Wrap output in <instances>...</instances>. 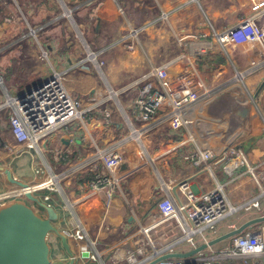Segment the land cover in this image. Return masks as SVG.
<instances>
[{
  "label": "crops",
  "instance_id": "crops-1",
  "mask_svg": "<svg viewBox=\"0 0 264 264\" xmlns=\"http://www.w3.org/2000/svg\"><path fill=\"white\" fill-rule=\"evenodd\" d=\"M86 1L89 0L67 2L75 5ZM263 8L264 0H90L77 11L75 24L90 49H95V62L87 59L91 52L87 46V55L77 61L82 50L74 37L76 34H69L67 27L60 26V32L58 29L52 32L57 37L50 36V48L45 42L35 41V49L27 54L35 58V80L23 92L53 70L65 73V77L78 72L82 95L74 97L82 100L80 110L91 105L87 100L89 96L95 102L105 100L93 114L75 121L66 131L62 129L47 136L44 143L40 141V147L35 143L15 144L5 122L9 112L0 110V167L3 173L8 171L13 158H19V164L33 159L35 154L48 175L58 178L57 184L48 190L52 198L56 193L63 198L62 209L52 204L56 201L53 198L52 203L41 208L45 214V218H41L40 210L37 215L35 210L22 205L42 221L48 220L46 209H53L56 218L50 221L53 230L47 239L48 252L59 259L67 256L71 261L82 250L90 254L91 264H129L127 257L133 254L135 259L130 264H146L153 252L186 254L194 249L188 239L198 247L264 215V195H260L246 169L240 168L233 178H228L222 173L224 162L220 160L228 149H239L249 166L264 169V57L259 45L222 47L214 38V33L235 26ZM35 12V16L29 17L31 24L51 19L58 11L46 19L40 18L42 11ZM90 34L93 43L88 41ZM26 38L30 39L25 37L21 41ZM39 45L45 49L47 61L42 59ZM9 48L1 47L0 54H12L13 49ZM160 66H166L163 84L173 99H179L181 104L188 92L198 96L197 101L184 104L179 111L183 126L177 131L170 129V114L174 109L168 101L151 121L137 123L129 112L142 84L122 91L130 85V80ZM2 77L0 104L7 94L16 96L18 93L8 90ZM150 82L156 86L155 80ZM101 108L110 111L109 122L104 121ZM206 117L212 121L208 128L200 126ZM129 122L134 127L129 128ZM132 129L139 131L137 139L131 135ZM25 148L30 150L24 151ZM207 148L214 157L207 171H197L184 159ZM116 152H126L132 159L122 163L114 173L109 160ZM21 166L29 165L23 162ZM96 171L119 178L109 204L103 192L86 188ZM12 175L13 171L10 178ZM20 183L24 193L13 199L26 204L33 193L30 183L22 180ZM182 184L187 185V191H191L196 200L221 186L230 205L238 210L218 222L214 232L204 228L191 234L190 228L178 223L179 218L146 222L149 215L156 214L154 205L159 198L172 194L178 201ZM32 199L35 201L34 197ZM254 201H258L259 209H247ZM67 215L69 220L65 224L68 230L75 231L74 241L69 231L63 235L56 230L58 227L55 229L57 223L65 228L60 222ZM141 227L151 228L150 243L144 241ZM229 245L227 240L206 250L217 253ZM139 249L142 254H134ZM63 252L66 253L64 257ZM247 264L256 263L248 259Z\"/></svg>",
  "mask_w": 264,
  "mask_h": 264
},
{
  "label": "built area",
  "instance_id": "built-area-1",
  "mask_svg": "<svg viewBox=\"0 0 264 264\" xmlns=\"http://www.w3.org/2000/svg\"><path fill=\"white\" fill-rule=\"evenodd\" d=\"M67 1L54 0L59 13L53 17L51 22L67 20L69 23L76 25L73 14L84 7L90 0L71 6ZM19 20H22L26 24L28 22L29 24V18H26L21 12L18 1L0 0V39L5 36L10 26ZM259 21L262 24H259ZM27 27V33L22 35L15 34V37H12V42L15 39L21 40L25 37L35 40V28ZM77 34L82 35L78 30ZM214 38L222 47L241 44L259 45L264 57V8L255 15L240 21L235 26L220 33H214ZM43 55L47 57V53H43L42 51ZM87 59L95 62V52H89ZM100 65H103V63L100 62ZM166 75V66L152 68L137 79L130 80V85L123 87L122 91L126 92L132 89V86L142 84L135 95L129 112L131 118L137 123L151 121L161 106L168 101L174 109L173 113L170 114V129L177 131L183 126V119L179 115L181 114L179 111L183 109L184 104L197 101L198 96L194 92H188L182 97L184 99L180 104L179 99H173L169 95L168 90L163 84ZM150 80H155L156 86ZM38 84L31 87L30 93L24 94L22 99H18L17 95L6 96L5 101L0 104V110L7 109L9 112L5 118V122L8 126L7 130L11 139L17 145L43 142L47 136L55 134L62 129L66 131L72 123L93 114L96 107H101L105 103V100L101 103L95 102L94 98L89 96L87 100L91 105L80 110L82 100L72 96L66 89L65 73L53 70L49 76ZM0 86H2V80H0ZM101 113L104 121L109 122L111 117L110 111L107 108H101ZM130 127H134L131 122H129ZM138 134V130H131V135L135 139H137ZM129 139L133 141L130 135ZM110 157L109 164L114 173L117 172L122 163L128 159H132L126 152H116L111 154ZM184 159L189 160L193 168L198 169L197 171L209 170L214 161L213 153L208 148L191 153L185 156ZM220 160L224 162L221 170L225 176L233 178L237 170L245 168L255 182L260 195H264V169L249 166L241 150L228 149L227 152L223 153ZM118 180L119 178L109 177L102 173V171H99L87 183L86 188L92 191L103 192L109 204L115 193ZM187 188L185 184L179 187V192L181 191L182 195L179 196L178 201L175 200V196H172V194L159 198L154 205L156 214L149 215L146 218V222L153 223L158 219L170 221L171 219L179 218L178 223L185 224L187 228H190L191 234L204 228H208L214 232V226L218 222L238 210L236 207L230 205L221 186L212 192L205 193L197 200L191 191H187ZM251 208L259 209L258 201L251 202L247 209ZM150 230L151 228L144 229V227L140 229V233L144 236V241L146 240L148 243L151 242L149 238ZM188 241L193 248L197 247L192 239H188ZM230 242L228 247L217 253L205 250L187 261L181 259L165 260L159 264H247L248 259H254L256 264L264 262V224L262 226L259 225L253 231H244L242 234L234 236ZM137 252L139 255L142 254L141 249L135 250L134 254ZM155 254L157 253L153 252L152 256ZM127 259L133 262L135 258L133 254H129ZM130 262L128 263L130 264Z\"/></svg>",
  "mask_w": 264,
  "mask_h": 264
},
{
  "label": "rangeland",
  "instance_id": "rangeland-1",
  "mask_svg": "<svg viewBox=\"0 0 264 264\" xmlns=\"http://www.w3.org/2000/svg\"><path fill=\"white\" fill-rule=\"evenodd\" d=\"M17 1H18L21 12L25 15L26 18H29L30 16L31 17L35 16V13H37V12H35L37 5L40 2H44V0H17ZM49 1L52 4V6L55 8L54 0H49ZM69 3H71V2L69 1ZM57 11L58 10L56 9L54 11V13H56ZM57 13H59V12H57ZM76 13H78V12H76ZM76 13L74 15L75 16L74 19L77 20ZM53 17L51 19H46L44 21H40V22L35 23V24H31V23L28 24V22L26 24L22 20L16 21L6 31L5 36H3L2 39H0V48L5 47V50H7L10 47L9 49H11V48L13 49V50H11L12 54H4V52H3L2 55H0V76L1 77L3 76L2 77L3 81L5 82V85L7 86L6 88L8 90H10L11 92L22 93L23 92L22 90H25V87L29 86V84L32 83L33 80H35V73H34V71H35V58H32L31 56H29L27 54L29 53L30 50H33V48L35 49V41L37 43L41 41V42H47L50 44L52 42V39L50 36H52L53 38L57 37V36H55V34L52 35V32L54 30H57V29H58V32H60V29H61L60 26H62L63 28L67 27L68 29H66V30L69 34H73V35L76 34V36L74 35V37H76V40H78V45L81 47V50H82V54L77 58V61L85 58V56L87 55L86 54L87 53L86 46L88 48L89 44L87 43V41H85L83 35L77 34L78 28L76 27V25H74L73 23H69L67 20H59L56 22H51ZM40 18H42V12H41ZM27 26H29L33 29L35 28V32H36L35 40L34 39L31 40V38L30 39L26 38L25 40H22V41L15 39V43H13L12 45L10 44L12 41L7 42V43L4 41L5 38L12 33H15L18 35H22L24 33H27V29H28ZM54 33H55V31H54ZM18 35H16V36H18ZM91 37H92L91 34L88 35V41L90 43L91 42L93 43V41L90 40ZM29 40H31V41H29ZM2 41H4V42H2ZM17 41H19V42H17ZM33 41H34V44H33ZM53 42L59 43L58 40L57 41L53 40ZM17 43H19V44H17ZM39 48L43 51V53L46 52L42 46H40ZM88 50L91 52H95V49H93V51H92V49H90V47ZM42 59L44 61H47L45 55L42 56ZM99 73H100V71H99ZM79 74L80 73L76 72L75 75H71V77H68V76L65 77L66 78L65 79L66 89L73 96H76V97H81L80 95H82V93L79 91V89L81 88L79 78H78ZM18 159L19 158H13V160H12L13 162L9 163L11 166V169H12V170L11 169L10 170L14 172L11 179L14 180L15 182H17V181L20 182V180H22L26 184L30 183L31 187L38 185V188H39V191H38L39 193L37 195H35V201H33V199H32L33 197L30 196L29 197L30 199H27L28 202L26 204H25V202L22 203L21 202L22 200H19V202L21 204H19V203L18 204L19 205L24 204L25 206L27 205V207H29L30 209L35 210V213L37 215H39L41 213L39 215V217H41V218L42 217L45 218V214L43 215L41 208L43 207L44 204H47L48 202L52 203L53 198L56 199V201H54L52 204L55 207L62 209L60 207L64 204L61 201V200H63V198L61 196H59L57 193L53 198L49 194L48 188L53 187V184H51V182H50V177L48 175V172L46 171L45 168H43L41 166V163L39 162V160L37 159L35 154H34L33 159H30L29 161H27V160L23 161L25 163V165L27 164L29 166H24V167L21 166V164H23V162L17 164ZM35 168H37L38 170ZM16 185H18V184H16ZM16 185H14V186L11 185L7 181L6 177L3 174L0 175V193L10 191ZM44 197L48 198V200H43ZM60 198H62V199H60ZM57 199L60 202L57 203ZM7 206L8 205L5 204V201H1L0 210L6 208ZM38 211H39V214H38ZM68 220H69V216L67 215L66 218L61 219V222L59 220V222L65 224L68 222ZM58 224L59 223H57L56 224L57 226H55V229L58 227V229H56L58 232H60L64 235L65 233H67L69 231V234H71L70 239L72 241H74L76 239L75 238L76 237L75 231L72 232V231L68 230V228L66 227V224H65V228H64V226H62V225L59 226ZM229 244H230V241L228 240V245ZM60 249H61V244H60ZM75 250H77V249H75ZM4 253H5V256H8L10 254V250H9L8 246L6 247ZM81 253H83L82 250H81ZM65 254L66 253H64L62 255V257L66 256ZM54 256L55 257H51V261H54V259L56 260L58 258L56 255H54ZM59 260L61 262L60 264H69L70 263V260L67 256H66V259L64 257V259H59ZM9 263L14 264L15 260L13 258H11V261H9ZM16 263H17V260H16Z\"/></svg>",
  "mask_w": 264,
  "mask_h": 264
},
{
  "label": "water",
  "instance_id": "water-1",
  "mask_svg": "<svg viewBox=\"0 0 264 264\" xmlns=\"http://www.w3.org/2000/svg\"><path fill=\"white\" fill-rule=\"evenodd\" d=\"M30 90L31 89H28L25 92L17 93V98L22 99L24 94L30 93ZM7 96H9V94H7ZM211 122L212 121L206 117V120L203 121V124H200V126L204 125V128H208ZM65 144H67V141H65ZM1 171H3L2 167H0V172ZM7 181L13 186L19 184L12 180L10 176H7ZM46 210L48 220L45 221L35 217L29 210L19 204L7 206L0 210V264H9L4 254L9 244L13 247V253L18 257H16L17 263L15 261L14 264H46V262H48V245H46L45 236L48 232L53 230L50 221L55 220L56 215L52 208L48 207ZM263 223L264 215L252 218L239 227L199 245L189 253H157L151 256L146 264H159L165 260H187L189 257L203 252L207 248H212L234 236L242 234L254 225ZM62 243L63 247L67 249L64 239H62Z\"/></svg>",
  "mask_w": 264,
  "mask_h": 264
},
{
  "label": "bare ground",
  "instance_id": "bare-ground-1",
  "mask_svg": "<svg viewBox=\"0 0 264 264\" xmlns=\"http://www.w3.org/2000/svg\"><path fill=\"white\" fill-rule=\"evenodd\" d=\"M29 150H30L29 148H25L24 149V151H29ZM7 168H8L7 169L8 171H5V173H3V171H2V174L6 177V179H7V176H11V172H12L11 171L12 170L11 169V166H9V164H8V167ZM13 174H14V172H13ZM57 181H58V178H55V177L54 178H51L50 177L51 184L56 185L57 184ZM31 190H32V193H33V197L35 198V195H37L39 193L38 192L39 191L38 185H35V186L31 187ZM23 193H24V191H23L22 185L20 183L19 186L14 187L10 191L4 192V193H0V203H1V201H5V204H7L8 206L16 205L18 203L20 204L19 200L12 199V198H18ZM48 234H49V232L45 236L46 245H48L47 244ZM47 247H48L47 249H49V246H47ZM8 248L10 250V254L11 255L9 254L8 256H5L7 262L9 263V261H11V258H13L16 261L18 257L15 255V253H13V247L9 244ZM47 254H48L47 255V259L49 261L46 262V264H60L61 263L58 258L56 260L54 259V261H51V257H53V254H51V252H47ZM89 256H90V254L84 253V252L81 253V251H80L78 253V255H76V257L73 260L70 261L69 264H91V257H89Z\"/></svg>",
  "mask_w": 264,
  "mask_h": 264
},
{
  "label": "trees",
  "instance_id": "trees-1",
  "mask_svg": "<svg viewBox=\"0 0 264 264\" xmlns=\"http://www.w3.org/2000/svg\"><path fill=\"white\" fill-rule=\"evenodd\" d=\"M71 1L72 3L74 2H78V1H82V0H69ZM35 11H38V12H41L42 11V18L46 19L48 18L49 15H53L54 11H55V8L52 6V4L50 3L49 0H46L44 2H40L39 3V6L37 7V9ZM15 36V33H12L10 35H8L6 38H5V42H11L12 41V38H8V37H14ZM2 41V42H4ZM49 48H50V44L45 42ZM4 54H9L8 52H5ZM2 55V54H0Z\"/></svg>",
  "mask_w": 264,
  "mask_h": 264
}]
</instances>
